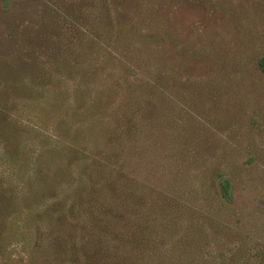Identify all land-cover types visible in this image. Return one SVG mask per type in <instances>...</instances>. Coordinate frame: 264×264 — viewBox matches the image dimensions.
<instances>
[{"label": "trees", "instance_id": "1", "mask_svg": "<svg viewBox=\"0 0 264 264\" xmlns=\"http://www.w3.org/2000/svg\"><path fill=\"white\" fill-rule=\"evenodd\" d=\"M39 2L2 61L3 80L28 100L43 95L67 108L58 132L73 147L62 148V170L77 176L62 172L74 187L45 213L52 230L39 233L29 264H219L205 247L231 185L217 190L224 174L200 156L202 134L185 96L172 91L181 82L170 73L172 35L159 0ZM258 66L264 74V55ZM2 103L0 143L19 166L21 127ZM52 166L39 161L33 186L53 190Z\"/></svg>", "mask_w": 264, "mask_h": 264}, {"label": "rangeland", "instance_id": "2", "mask_svg": "<svg viewBox=\"0 0 264 264\" xmlns=\"http://www.w3.org/2000/svg\"><path fill=\"white\" fill-rule=\"evenodd\" d=\"M29 1L34 0H0V80L10 74L1 65L13 40L38 17L39 0ZM159 2L172 35L170 73L181 82L174 80L172 91L185 96V111L202 134L200 156L224 174L217 190L223 181L231 185L227 209L205 253L218 257L219 264H264V74L258 66L264 55V0ZM43 97L28 100L7 80L0 81V101L21 127L24 153L15 166L0 143V179L7 190L0 196V264H29L40 253L39 233L52 230L45 213L70 195L74 185L64 178L77 176L73 168L62 170V148L73 147L58 132L67 108L46 105ZM69 123L74 131L77 125ZM41 160L53 165L48 193L42 185L33 186Z\"/></svg>", "mask_w": 264, "mask_h": 264}]
</instances>
